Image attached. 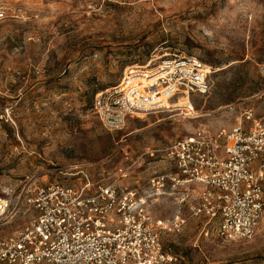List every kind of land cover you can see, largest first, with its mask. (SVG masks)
Listing matches in <instances>:
<instances>
[{
  "label": "rangeland",
  "instance_id": "obj_1",
  "mask_svg": "<svg viewBox=\"0 0 264 264\" xmlns=\"http://www.w3.org/2000/svg\"><path fill=\"white\" fill-rule=\"evenodd\" d=\"M0 10V197L15 211L0 235L33 215L30 187L84 175L146 186L167 166L163 149L196 128L236 126L245 108L264 123V0H0ZM174 54L211 66L210 90L108 130L96 94ZM181 207L182 231L163 236L179 264H264V217L252 239L227 241L215 220ZM177 209L171 196L153 205L162 220Z\"/></svg>",
  "mask_w": 264,
  "mask_h": 264
},
{
  "label": "built area",
  "instance_id": "obj_2",
  "mask_svg": "<svg viewBox=\"0 0 264 264\" xmlns=\"http://www.w3.org/2000/svg\"><path fill=\"white\" fill-rule=\"evenodd\" d=\"M144 67L128 70L118 84L96 94L94 110L108 130L171 109L165 103L178 96L210 90L212 67L195 55H167ZM242 117L231 128L198 127L163 149L167 166L146 186L84 175L77 184L28 188L24 202L33 215L20 229L0 235V264H179L163 236L182 231V205L215 220L224 240L252 239L264 217V123L253 108ZM132 167L121 169L120 178L129 177ZM164 196L178 206L170 220L153 213ZM12 208V200L0 197V221L14 214Z\"/></svg>",
  "mask_w": 264,
  "mask_h": 264
},
{
  "label": "bare ground",
  "instance_id": "obj_3",
  "mask_svg": "<svg viewBox=\"0 0 264 264\" xmlns=\"http://www.w3.org/2000/svg\"><path fill=\"white\" fill-rule=\"evenodd\" d=\"M183 98H188V99L190 100V98H189V97H186V96H183ZM166 102H167V101H166ZM169 103H170V102H169ZM165 105H166V106H169V108H170V106H171L170 104H167V103H165ZM139 117H140V116H139Z\"/></svg>",
  "mask_w": 264,
  "mask_h": 264
}]
</instances>
